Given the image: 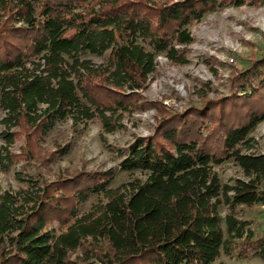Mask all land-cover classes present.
I'll list each match as a JSON object with an SVG mask.
<instances>
[{
  "label": "trees",
  "instance_id": "1",
  "mask_svg": "<svg viewBox=\"0 0 264 264\" xmlns=\"http://www.w3.org/2000/svg\"><path fill=\"white\" fill-rule=\"evenodd\" d=\"M257 1L0 0V168L35 157L11 150L21 130L31 141L68 120L84 130L100 119L111 132L132 110L159 112L117 164L50 180L19 176L27 187L0 194V264H215L235 252L264 260V235L242 214L264 203V152L249 150L264 120V52L232 66L227 91L198 88L201 100L182 109L141 92L158 55L189 61L192 22ZM89 53L108 57L95 63ZM56 146L55 158L72 149ZM228 158L245 177L222 185L214 165ZM123 170L145 177L115 185Z\"/></svg>",
  "mask_w": 264,
  "mask_h": 264
},
{
  "label": "rangeland",
  "instance_id": "2",
  "mask_svg": "<svg viewBox=\"0 0 264 264\" xmlns=\"http://www.w3.org/2000/svg\"><path fill=\"white\" fill-rule=\"evenodd\" d=\"M194 41L189 44V61L183 64L170 61L164 54L158 55L157 70L150 76L147 87L141 89L147 101L159 100L169 107L182 109L192 102L201 100L198 88H203L210 96L228 90V77L232 66L243 67L249 63L251 54L264 52V0L241 5L230 4L206 13L201 20L190 25ZM95 63H101L108 53L87 55ZM233 58V60L231 59ZM158 110L151 106L145 111L132 110L126 113L123 126L108 132L100 119L91 120L82 130L76 129L68 120L51 135L39 137L34 134L31 141L26 140L22 130L10 148L17 155L25 154L27 149L35 157L20 156L8 169L0 168V194L27 187L28 183L19 176L28 174L38 179H55L61 174H71L79 169L95 170L117 164L123 156L120 151L127 148L136 135L151 132L157 124ZM4 111L0 109V144L5 143L1 136L4 128L1 119ZM255 138V146L250 151L264 152V120L250 132ZM72 143L71 151L61 158L56 156V143ZM30 144V146H28ZM222 185L234 183L236 178L245 177L242 166L232 158L215 164ZM137 176L145 177L144 171H120L115 185L129 181ZM264 189V182L262 184ZM220 209L226 212L224 196ZM88 208V204L82 206ZM242 214L248 218L250 226L257 235H264V203L244 205ZM79 248L72 253L76 257ZM220 260L230 264H263L259 257H238L222 253Z\"/></svg>",
  "mask_w": 264,
  "mask_h": 264
},
{
  "label": "built area",
  "instance_id": "3",
  "mask_svg": "<svg viewBox=\"0 0 264 264\" xmlns=\"http://www.w3.org/2000/svg\"><path fill=\"white\" fill-rule=\"evenodd\" d=\"M233 60V58H231Z\"/></svg>",
  "mask_w": 264,
  "mask_h": 264
}]
</instances>
